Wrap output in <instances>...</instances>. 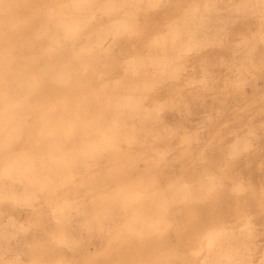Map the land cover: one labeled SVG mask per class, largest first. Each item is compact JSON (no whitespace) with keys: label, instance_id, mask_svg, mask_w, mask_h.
Segmentation results:
<instances>
[{"label":"rangeland","instance_id":"rangeland-1","mask_svg":"<svg viewBox=\"0 0 264 264\" xmlns=\"http://www.w3.org/2000/svg\"><path fill=\"white\" fill-rule=\"evenodd\" d=\"M0 96V264H264L260 4L0 0Z\"/></svg>","mask_w":264,"mask_h":264},{"label":"bare ground","instance_id":"bare-ground-1","mask_svg":"<svg viewBox=\"0 0 264 264\" xmlns=\"http://www.w3.org/2000/svg\"><path fill=\"white\" fill-rule=\"evenodd\" d=\"M165 1V0H164ZM248 2H254L255 4H260L264 8V0H247ZM228 2V1H227ZM231 2V1H230ZM60 3V2H59ZM163 4V3H162ZM230 4V3H229ZM232 4V3H231ZM226 5V4H225ZM228 10H222L218 12V14L215 16L216 23L219 24L222 20L228 18V15L226 14ZM174 17V16H173ZM189 26V25H188ZM187 26V27H188ZM203 26V27H202ZM211 26V25H210ZM210 26H204L201 24L197 28H193L190 30V34L192 37H195V35H207L208 29L207 27ZM179 26H176L174 28L173 34L176 35L178 31ZM198 33V34H197ZM261 33V32H260ZM262 38V37H261ZM190 40H195L191 38ZM109 42V41H107ZM243 53H247L245 48L242 49ZM95 52V51H94ZM244 57H247L246 54H244ZM28 58V57H27ZM106 61L105 59H103ZM102 62V61H101ZM103 65V64H102ZM10 66V65H9ZM40 70V69H39ZM108 73V72H107ZM1 97V96H0ZM45 108V107H44ZM41 129V128H40ZM241 145V144H240ZM120 202V201H119ZM69 244V243H68ZM240 259L239 253L236 251H233L232 249L225 248L223 251L215 253L213 255H208L207 260L205 261V264H221L223 261L232 262V263H238Z\"/></svg>","mask_w":264,"mask_h":264}]
</instances>
